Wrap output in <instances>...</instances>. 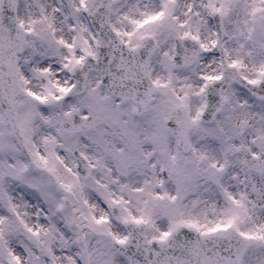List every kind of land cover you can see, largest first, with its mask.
Instances as JSON below:
<instances>
[{
    "label": "snow or ice",
    "instance_id": "obj_1",
    "mask_svg": "<svg viewBox=\"0 0 264 264\" xmlns=\"http://www.w3.org/2000/svg\"><path fill=\"white\" fill-rule=\"evenodd\" d=\"M0 264H264V0H0Z\"/></svg>",
    "mask_w": 264,
    "mask_h": 264
}]
</instances>
